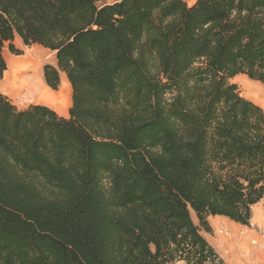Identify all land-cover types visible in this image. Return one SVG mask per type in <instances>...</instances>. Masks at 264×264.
Wrapping results in <instances>:
<instances>
[{
  "label": "trees",
  "instance_id": "1",
  "mask_svg": "<svg viewBox=\"0 0 264 264\" xmlns=\"http://www.w3.org/2000/svg\"><path fill=\"white\" fill-rule=\"evenodd\" d=\"M17 36L72 99L0 91V264H227L203 229L264 203V109L232 82L264 84V0H0V83Z\"/></svg>",
  "mask_w": 264,
  "mask_h": 264
},
{
  "label": "rangeland",
  "instance_id": "2",
  "mask_svg": "<svg viewBox=\"0 0 264 264\" xmlns=\"http://www.w3.org/2000/svg\"><path fill=\"white\" fill-rule=\"evenodd\" d=\"M116 0H107V2H113ZM190 4H192L195 0H187ZM14 44L16 48H18L23 55L27 52V50L34 47H42L45 50V54L49 55L53 51L39 45L34 44L31 46L25 45L19 38L14 40ZM8 51L11 53L8 47V43H6L4 47V51ZM13 54V53H11ZM16 55V54H13ZM56 58V56H55ZM39 61V63H38ZM35 66L41 68V76L44 79L43 67L45 64L57 65L56 61H47V60H34ZM62 75V74H61ZM45 81V79H44ZM249 81L250 86L246 87V82ZM232 82L236 83L239 87L241 94L256 103H258L264 109V84L261 82L251 80L248 76L244 74L237 75L232 79ZM2 87V86H1ZM0 87V91L4 92L3 88ZM37 85L36 81L26 89L23 94L11 95L8 96L12 102L19 108L24 109L33 104H44L40 103L37 96ZM55 92L60 91V86L58 90H54ZM71 106V102L69 104V108ZM53 109L57 110V106H50ZM63 116L68 117L69 111L65 114H61ZM193 218L197 224H199V220L197 215L193 213ZM209 223L212 228L211 232H207L203 229L204 235L207 239L212 243V245L216 248V250L220 253V255L225 259L227 264H247V262L243 261L244 257H246V248L244 249L245 239H249L251 242L249 244L251 251L255 256H261L260 264H264V203L260 202L253 206L252 208V218L250 220L249 225H243L241 223L235 222L228 217L225 216H210ZM234 245V248H233ZM263 246V247H262ZM263 249V250H262ZM175 264H186L183 261L176 262Z\"/></svg>",
  "mask_w": 264,
  "mask_h": 264
},
{
  "label": "bare ground",
  "instance_id": "3",
  "mask_svg": "<svg viewBox=\"0 0 264 264\" xmlns=\"http://www.w3.org/2000/svg\"><path fill=\"white\" fill-rule=\"evenodd\" d=\"M42 47H34L23 55H13L8 51L4 52V57L7 62V70L4 73L1 81V88L8 94H23L34 81L37 85V100L44 105L57 106L59 112L65 114L69 111V104L71 102L72 88L67 75L62 72V87L59 92H55L50 88L43 77L41 76V68L35 66L38 60L56 61L55 52L47 55ZM39 63V61H38ZM250 79V78H249ZM250 86L249 81L246 82V87ZM244 249L246 248V257H244L247 264H260L261 256H255L249 246L250 240L245 239ZM252 243V242H251ZM263 247V246H262ZM234 248V245H233ZM263 250V249H262Z\"/></svg>",
  "mask_w": 264,
  "mask_h": 264
},
{
  "label": "crops",
  "instance_id": "4",
  "mask_svg": "<svg viewBox=\"0 0 264 264\" xmlns=\"http://www.w3.org/2000/svg\"><path fill=\"white\" fill-rule=\"evenodd\" d=\"M17 38H19L22 42H23V40L19 37V36H17L15 39H17ZM24 43V42H23ZM6 51V50H5ZM5 51H3V52H5ZM62 74V73H61ZM62 78H63V74L61 75V83H60V90H61V87H62ZM2 83V82H1ZM1 83H0V87H1ZM1 90V89H0ZM2 92V91H1ZM59 92V91H58ZM2 93H4V94H6V95H8L6 92H2ZM23 95H24V93H23ZM48 106H51V105H48ZM57 110H58V108H57ZM60 115L61 114H63V113H61V112H59V110L57 111ZM65 113V112H64Z\"/></svg>",
  "mask_w": 264,
  "mask_h": 264
}]
</instances>
